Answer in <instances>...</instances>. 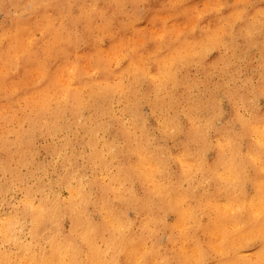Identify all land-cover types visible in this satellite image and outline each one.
<instances>
[{"label": "clouds", "instance_id": "9594fccd", "mask_svg": "<svg viewBox=\"0 0 264 264\" xmlns=\"http://www.w3.org/2000/svg\"><path fill=\"white\" fill-rule=\"evenodd\" d=\"M0 264H264V0H0Z\"/></svg>", "mask_w": 264, "mask_h": 264}]
</instances>
